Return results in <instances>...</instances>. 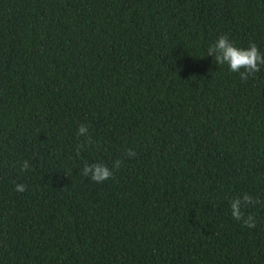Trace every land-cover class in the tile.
Wrapping results in <instances>:
<instances>
[{
  "label": "trees",
  "instance_id": "16d2710c",
  "mask_svg": "<svg viewBox=\"0 0 264 264\" xmlns=\"http://www.w3.org/2000/svg\"><path fill=\"white\" fill-rule=\"evenodd\" d=\"M222 34L264 55V0H0V264H264V65Z\"/></svg>",
  "mask_w": 264,
  "mask_h": 264
},
{
  "label": "clouds",
  "instance_id": "9594fccd",
  "mask_svg": "<svg viewBox=\"0 0 264 264\" xmlns=\"http://www.w3.org/2000/svg\"><path fill=\"white\" fill-rule=\"evenodd\" d=\"M207 55L213 56L215 62L218 65L227 63L229 69L233 72H239L242 81H246L249 76H252L256 72L260 71V66L264 65V55L261 54L257 45L251 43L248 48L237 47L226 34L220 35L214 44L209 45ZM243 69V71H241ZM88 130L87 126L81 124L78 128V134H82ZM129 155H134L131 150H128ZM119 161L114 162V167H119ZM22 170L28 168V162L24 161L22 164ZM82 173L85 177H89L97 182H103L104 180L113 176V172L104 163L88 164L83 167ZM16 191L24 192L26 190L25 185L16 184ZM253 202L252 197L245 194L243 199L237 198L232 201L231 209L234 219H241L243 213L241 211L242 203L247 205ZM244 224L247 227H255V219L253 216H248L244 220Z\"/></svg>",
  "mask_w": 264,
  "mask_h": 264
}]
</instances>
